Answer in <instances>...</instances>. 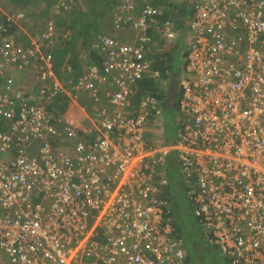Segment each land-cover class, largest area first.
<instances>
[{
    "label": "built area",
    "instance_id": "1",
    "mask_svg": "<svg viewBox=\"0 0 264 264\" xmlns=\"http://www.w3.org/2000/svg\"><path fill=\"white\" fill-rule=\"evenodd\" d=\"M116 1L113 31L133 28L136 44L98 36L101 64L77 80L54 70L55 19L27 47L10 30L21 15L0 19V78L33 65L40 85L0 86V101L17 103L0 107V250L10 264H187L166 193L175 159L208 242L233 264H264V0H194L172 141L159 96L145 93L137 114L133 99L163 77L152 33L179 38L152 0ZM81 94L96 109L83 134L49 109Z\"/></svg>",
    "mask_w": 264,
    "mask_h": 264
},
{
    "label": "crops",
    "instance_id": "2",
    "mask_svg": "<svg viewBox=\"0 0 264 264\" xmlns=\"http://www.w3.org/2000/svg\"><path fill=\"white\" fill-rule=\"evenodd\" d=\"M62 0H57L56 3L53 4V6ZM155 0H152V3ZM4 2V0H2ZM166 3H164L160 8L162 9L163 16L161 18V21L164 20H170L173 24V30L175 31L176 35L178 36V40L176 43L170 42L166 38H163L160 34H157L156 32H153L155 38V43L153 50L150 52L149 56H151L150 61L153 64L154 56L159 59V62L162 63L163 60L167 61L170 58H174L175 62L172 64L173 66V73L182 74L178 69L183 68V64L186 62V57L182 56V51H187L188 43L190 41V31H189V25L192 22L193 18V4L194 0H165ZM15 3V2H14ZM13 3V4H14ZM12 3L4 4L0 8V17L6 14H21L22 11L19 8V5H13ZM117 1L116 0H78V2L73 5L69 11L63 13L62 15L57 16L56 18V50L58 53H61V50H64L66 52L65 57L63 58L60 66V75L58 76L62 81L68 80L70 78L78 79L81 76L84 75L87 68L91 65H100L101 64V56L98 52L93 51L92 45L95 43L97 36L99 35H109L111 37L116 38L117 40L121 41L124 44H136V32L133 28L127 27L124 30L115 33L113 31V21H114V13L116 10ZM52 6V7H53ZM51 7V8H52ZM51 8H50V15L48 18V21L51 20L52 14H51ZM165 13L168 14V16H165ZM104 14V15H103ZM166 17V18H165ZM80 19H84V21H93L97 25L99 23V27L95 26L92 29L89 30V32H85V30L78 27V23L80 22ZM23 20V19H22ZM21 23V22H20ZM23 28L20 29L19 35L22 38V35L26 36H33L37 33H40V29L34 28L33 22L27 21L25 25H22ZM77 28V29H76ZM184 45V47L179 46ZM27 44V41L25 42ZM163 46V49L161 47ZM183 48V50H182ZM73 54L77 55V58L75 59L74 63H71ZM165 63V62H163ZM178 65V66H177ZM29 70L23 71V72H16V71H6V74L0 78V86L2 89V92L6 95L4 89L7 86L17 88V89H27V90H33V86L30 84L35 83V75L36 70L33 68V65L29 67ZM177 68V69H176ZM71 70L72 74H69L67 70ZM57 72V71H56ZM180 72V73H179ZM58 74V73H57ZM70 75V77H69ZM75 75V77H74ZM168 75L170 73L168 72ZM10 76H13L12 82H10ZM160 82L158 86L155 85L153 90L146 89L145 86L144 89H142V85L138 88L139 91L137 95L133 99V103L136 106V114L138 112V108L140 106V103L143 99V96L145 93H151L155 94L157 96L163 97L165 99V106H166V100H167V93L166 88L168 86V82L166 80L160 79ZM166 82V84H165ZM152 83V82H149ZM110 86L112 87V92L115 91L113 81L109 82ZM110 88L109 85H103L102 90L100 91L101 98L104 102L106 100L103 97V90H106ZM141 89V91H140ZM139 94V95H138ZM10 97H8L7 102L0 101V107H2L5 111H9L12 108H17V103L15 100H13L14 95L13 93L9 94ZM65 97L67 106H68V112L62 114V117L64 116L66 121H69L72 126H74L77 131L81 134H83V131L87 129L89 124L91 123V119L93 117V113L96 112V109L94 108L95 102L93 101L92 97L88 94H81L80 102L74 103L72 100L69 99L67 96ZM99 107V106H97ZM56 115L60 116L59 113L54 112ZM6 122V117L4 115L0 114V121ZM167 120L165 119V122ZM0 264H10L7 257L0 252Z\"/></svg>",
    "mask_w": 264,
    "mask_h": 264
},
{
    "label": "trees",
    "instance_id": "3",
    "mask_svg": "<svg viewBox=\"0 0 264 264\" xmlns=\"http://www.w3.org/2000/svg\"><path fill=\"white\" fill-rule=\"evenodd\" d=\"M6 0H4L5 2ZM57 0H7L6 3L2 2V0H0V4H10V3H14L13 5H19V8L21 9L22 13L21 15L23 16V20H21V23H18L16 25H12L10 27L11 33L16 36L19 35V31L22 27V25H25V23H27V21H31L33 22V26L34 28H42V27H46L48 24V18L50 15V8L53 6L54 3H56ZM165 2V0H155L152 4L155 5L156 7H161ZM104 15V14H103ZM165 16H168V14L165 13ZM166 18V17H165ZM4 19V17H3ZM52 19V18H51ZM50 21V20H49ZM80 22L78 23V27L80 28V30H82V28L85 30V32H89L90 29H92L95 26L99 27V23L98 22L97 25L95 23H93V21H84V19H80ZM42 28V30L44 29ZM76 28V29H77ZM41 31V29H40ZM90 33V32H89ZM100 36V35H99ZM28 36L26 35H22V41L25 40ZM56 46V44H55ZM55 46L53 47V49L55 50ZM179 46L184 47V45H180ZM57 48V46H56ZM53 49L51 50L52 56H53V63H54V70L56 73H58L57 75H60V64L63 60V58L66 55V52H64V50H61V53H58V51L56 50L55 52L53 51ZM183 50V48H182ZM182 56L187 57V52L185 50L182 51ZM77 58V55L73 54L71 60V63L75 62V59ZM148 59H151V56L148 57ZM154 61H153V68L156 70H159L162 72L163 77L161 79L166 80V82L169 83V80L171 78V73L174 72L173 71V66L172 65L175 60L174 58H170L167 63L165 60H163V62L165 63H160L159 59L156 58L154 56ZM184 68H185V64H183V68L178 69L177 71L181 70V73L184 72ZM168 72L170 73V75H168ZM70 77V75H69ZM75 77V75H74ZM152 82V83H149ZM159 84L162 85V83L160 82V80L157 81H149L146 80L144 82H142L140 84V86L142 85V89H144L143 86L146 87V89L149 90H153L155 85L158 86ZM32 89L33 90H26V92H37L39 89V86H34ZM141 91V89H140ZM139 95V94H138ZM66 98L65 97H58L55 102L53 104L50 105L49 109L53 112H56L60 114V117H62V114L68 112V106L66 103ZM159 100L163 103L162 106L164 108V111L169 115V120H167L165 122V129H166V133H165V139L166 141H172L175 137V132H176V128L179 127L182 119L181 117H179L178 114H176V116L171 117V113L172 112H177V110L174 111H170L166 108L165 106V99H163V97L159 96ZM9 129V125L6 122H3L2 120L0 121V132H4L5 130ZM177 162L175 159H171L169 161V182L170 184H168V188H167V196L170 199V203L172 205V216H173V220L176 224V227L179 231V234L181 232L180 238L183 240L185 248L187 250V264H194V261H198L200 260L201 262H203L204 264L207 263V261L209 259H212V255L218 256V257H222L228 264H233V262L230 260V258L225 257L224 255L220 254L219 249L216 246L211 245L208 240L205 237V243H193V245L190 247V245L188 244L189 242V238L187 235H184V233L181 231L182 229H180V225L179 222H182L185 226V228H187L186 223L184 222V220L182 218H180V216L178 215V212H180L181 214H183L182 211L186 210V207L183 205V207L181 206L182 203L181 202H177L178 200V190H180V193L183 195L182 197H184L187 201V195H186V191L183 189V187L181 186L182 182L177 174ZM189 203V201H188ZM190 204V203H189ZM191 205V204H190ZM192 208V207H191ZM193 214V213H192ZM194 216V215H193ZM195 218V217H194ZM196 219V218H195ZM196 223L199 227V223L196 220ZM200 228V227H199ZM183 234V235H182ZM194 240V238H193ZM192 241V239H191ZM0 252H2L0 250ZM3 253V252H2ZM209 264H213L212 262H209Z\"/></svg>",
    "mask_w": 264,
    "mask_h": 264
},
{
    "label": "rangeland",
    "instance_id": "4",
    "mask_svg": "<svg viewBox=\"0 0 264 264\" xmlns=\"http://www.w3.org/2000/svg\"><path fill=\"white\" fill-rule=\"evenodd\" d=\"M6 2H7V0L4 3H6ZM1 6H3V4H0V8H1ZM156 46H158V45H156ZM180 72H181V70H180ZM166 92H167V88H166ZM176 114H177V112H172L171 117L176 116ZM165 115H166L165 119L169 120V115L167 113ZM178 193H179V196H178L177 202H181L182 203L181 206L183 207V205H184L186 207V210L182 211L183 214L178 212V215L180 216V218H182L184 220V222L187 225V228H185V226L182 222H179V225H180V229H182L181 231L184 233V235H187L189 238L188 244L191 247L193 245V243H195V242L196 243H198V242L205 243L206 239L204 237V234L201 232L200 228L198 227V225L196 223V219L194 218V216L192 214L191 205L188 203V201L184 197H182L183 195L180 193V190H178ZM177 232L179 234L178 229H177ZM180 235H181V232H180ZM193 238H194V240H193ZM191 239H192V241H191ZM194 262H195L194 264H204L200 260L194 261ZM209 262H212L213 264H228L222 257H218L215 255H212V259H209L206 264H209Z\"/></svg>",
    "mask_w": 264,
    "mask_h": 264
},
{
    "label": "water",
    "instance_id": "5",
    "mask_svg": "<svg viewBox=\"0 0 264 264\" xmlns=\"http://www.w3.org/2000/svg\"><path fill=\"white\" fill-rule=\"evenodd\" d=\"M178 78L179 75L176 73L170 80L169 91L166 100V108L170 111H174L176 107V99L178 93Z\"/></svg>",
    "mask_w": 264,
    "mask_h": 264
},
{
    "label": "clouds",
    "instance_id": "6",
    "mask_svg": "<svg viewBox=\"0 0 264 264\" xmlns=\"http://www.w3.org/2000/svg\"><path fill=\"white\" fill-rule=\"evenodd\" d=\"M51 10H52V8H51ZM52 14V13H51ZM6 15H9V16H16V15H21V14H19V12H18V14H6ZM3 17H4V19H5V15H3L2 17H0V19L1 20H3L4 21V19H3ZM56 18H57V16H56ZM56 18L54 17V16H52V19H55L56 20ZM23 19V16L21 15V18L17 21V24L18 23H20L21 22V20ZM51 19V20H52ZM49 22V21H48ZM55 24H56V21H55ZM45 29V28H44ZM43 29V30H44ZM43 30H41V31H43ZM56 32H57V27H56ZM38 34V33H37ZM36 35V34H35ZM35 35H33V36H35ZM33 36H28L25 40H23L22 41V38L20 37V36H18V35H16L15 36V39H16V41L17 42H19L20 44H22V45H24V46H29V44H30V41H31V38L33 37ZM98 37V36H97ZM27 41V44H25V42ZM29 67H30V65L28 66V67H26V69L24 70V71H26V70H28L29 69ZM33 68H35V67H33ZM23 72V71H22ZM31 86H40L39 84H38V82H37V80L35 81V83H33V84H30ZM22 90H27V89H22ZM174 221V220H173ZM174 224H175V222H174ZM176 226V225H175ZM180 235V234H179ZM179 238H180V236H179Z\"/></svg>",
    "mask_w": 264,
    "mask_h": 264
},
{
    "label": "flooded vegetation",
    "instance_id": "7",
    "mask_svg": "<svg viewBox=\"0 0 264 264\" xmlns=\"http://www.w3.org/2000/svg\"><path fill=\"white\" fill-rule=\"evenodd\" d=\"M175 73H173V74H171V78H172V76L174 75ZM171 78H170V80H171ZM169 86H170V81H169V83H168V86H167V94H168V91H169ZM183 241V240H182ZM183 244H184V242H183ZM185 246V245H184Z\"/></svg>",
    "mask_w": 264,
    "mask_h": 264
}]
</instances>
